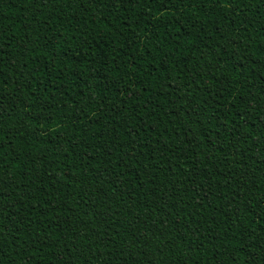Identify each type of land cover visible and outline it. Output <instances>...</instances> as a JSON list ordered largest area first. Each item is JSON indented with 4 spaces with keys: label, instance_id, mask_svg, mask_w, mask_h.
<instances>
[{
    "label": "trees",
    "instance_id": "obj_1",
    "mask_svg": "<svg viewBox=\"0 0 264 264\" xmlns=\"http://www.w3.org/2000/svg\"><path fill=\"white\" fill-rule=\"evenodd\" d=\"M0 264H264V0H0Z\"/></svg>",
    "mask_w": 264,
    "mask_h": 264
}]
</instances>
